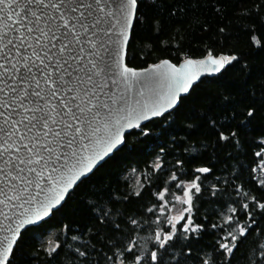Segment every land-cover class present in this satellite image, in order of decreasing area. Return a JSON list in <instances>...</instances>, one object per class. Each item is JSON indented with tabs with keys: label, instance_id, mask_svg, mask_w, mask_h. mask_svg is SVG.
<instances>
[{
	"label": "trees",
	"instance_id": "trees-1",
	"mask_svg": "<svg viewBox=\"0 0 264 264\" xmlns=\"http://www.w3.org/2000/svg\"><path fill=\"white\" fill-rule=\"evenodd\" d=\"M209 54L237 59L127 134L60 208L21 233L11 264H132L136 256L138 264H264V0H138L130 66ZM191 182L200 191L190 189L188 214L160 248L158 234L171 231L163 203ZM225 243L236 244L231 254Z\"/></svg>",
	"mask_w": 264,
	"mask_h": 264
},
{
	"label": "snow or ice",
	"instance_id": "snow-or-ice-1",
	"mask_svg": "<svg viewBox=\"0 0 264 264\" xmlns=\"http://www.w3.org/2000/svg\"><path fill=\"white\" fill-rule=\"evenodd\" d=\"M118 7L124 20L120 35L127 45L128 30L138 18V0H121ZM106 17L115 19L116 14L106 10L104 0H0V205L8 210L0 211V216L5 221L25 217L15 227L3 226L11 235L0 241V264H11L20 229L33 223L26 217L47 216L80 177L126 142L121 129L140 127L132 121L148 119L147 113L161 115L165 105L173 106L176 93H187L192 86L195 77L182 74L167 60L138 72L123 63L121 49L105 63L100 56L106 43L103 35L115 27L101 28ZM252 40L260 46L255 36ZM235 59L211 63L219 70ZM141 81L144 84L131 95ZM254 114L249 107L247 116ZM219 135L229 139L223 132ZM189 187L200 191L196 182ZM187 202L191 204V199ZM257 204L264 209V204ZM246 231L241 228L240 235ZM171 239L172 235L162 240L157 236L160 248ZM220 247L231 254L236 244ZM123 255L120 252L116 260ZM140 259L136 256L132 264ZM151 259L159 260L156 251Z\"/></svg>",
	"mask_w": 264,
	"mask_h": 264
},
{
	"label": "water",
	"instance_id": "water-1",
	"mask_svg": "<svg viewBox=\"0 0 264 264\" xmlns=\"http://www.w3.org/2000/svg\"><path fill=\"white\" fill-rule=\"evenodd\" d=\"M120 2H121V0H104V3L106 5V10L113 11L116 14V18L115 19L106 17L105 18V23H103L101 25L102 29H108L110 24L115 25V27H113L111 32H109L107 35H103V33H102L103 39H104V41H106V43H105V48L100 50V56L103 57L105 63H110L112 58H113V54L116 51H119V50L123 49V51H124L123 63L126 64L127 66L131 67L135 71L140 72V71H143L145 69L151 70L153 68V66H155L157 64H160L161 62L167 60L170 64L174 65L177 69H180L182 74H187L189 77H193V76L195 77V79H193L192 82H191L192 86L189 88V91L187 93H184V92L176 93V99H175V102H174L173 106L169 108V107H167V105H165V109L161 110V112H162L161 115L153 116V115H151V113H147L148 119H144V120H135L134 119L132 121V123L134 125L135 124H139L140 127H141V126L145 125L146 123H148L150 120H152L154 118H157V117H160V116H163L164 114H167V113L173 111L175 108H177L179 103H180V98L183 97V96H186L190 92L192 87L196 83H198L202 78H204V77H213V76H216L217 74H219L223 70L225 65H224V67L219 68V70H216L219 66L216 65V64L211 63V61L212 60L220 61V60H223L224 58H227V57H225L224 55H212V54H209V55L205 56L204 58H198V59L197 58H187V59L183 60L182 62H180L179 64H176L173 61H171L170 59L166 58V59L161 60L158 63L151 64L147 68H136V67L130 66L128 64V62H127V47H128V44H129V41H130V38H131V34H132L133 28L128 30V36H127L128 44L127 45H123V37H121L120 31H121V28L123 27L124 20L122 19L121 15H120V9L118 7ZM116 19L120 20V24L119 25H116ZM135 21H136V19H134L132 21L133 27H134ZM109 36L111 37V42H108ZM105 49H107V50H105ZM189 60L193 61L194 63L192 65H187L186 62L189 61ZM201 61H203L204 63L201 64L200 63ZM148 83H149V86H152V82L151 81H149ZM143 84H144V81H141L140 84H134L133 91H132L131 95L134 96L136 89L141 87ZM136 128H138V127H132V128L125 127L123 129H121V131L123 132L124 136L126 137L127 134H129L132 130H134ZM122 146H119L118 150L120 148H122ZM118 150L114 149L111 153H109L107 156H105L102 161H99L97 163V165L92 168V170L90 172H88L84 176L80 177L73 184L72 188H70L68 190V193L65 194L64 200H62L61 203L59 205H57L47 216H44L43 213H41V217L42 218L39 219V220H37L36 217H34V216L26 217L27 219L32 220L33 223L25 224L24 227L20 229V232L22 233L23 231H25L27 228H29L31 226L39 225L44 219L49 218L53 214L54 211H56L58 208H60L64 204V202L66 201L68 195L74 190V188L82 180H84L87 177H89L100 165H102L110 156H112L114 154V152H116ZM0 211H8V210L4 209L3 205H0ZM24 218L25 217L14 216V217H12V219L10 221H5L3 219V217L0 216V241L3 240L4 236H6V235L10 236L11 235L10 233L5 232L3 230V226L4 225H7V224L11 223L13 225V227H15V225L18 224ZM14 247H15V245L13 246V249H14Z\"/></svg>",
	"mask_w": 264,
	"mask_h": 264
},
{
	"label": "rangeland",
	"instance_id": "rangeland-1",
	"mask_svg": "<svg viewBox=\"0 0 264 264\" xmlns=\"http://www.w3.org/2000/svg\"><path fill=\"white\" fill-rule=\"evenodd\" d=\"M137 178H139V176ZM189 186L190 184L186 185L185 192L183 194L175 195L172 198V204L168 202L163 203L162 209L165 214L164 217H167L170 220L171 231L170 233H166V234L165 233L158 234V236L161 237V239H163L165 235H173V233L176 230L178 222L183 220L184 216L188 214L190 206L187 201L189 200V198L191 199V192ZM189 222L190 221H188L185 224V227L189 228Z\"/></svg>",
	"mask_w": 264,
	"mask_h": 264
}]
</instances>
